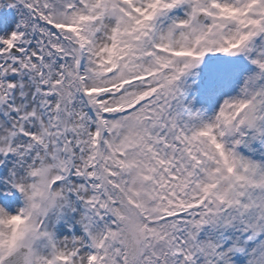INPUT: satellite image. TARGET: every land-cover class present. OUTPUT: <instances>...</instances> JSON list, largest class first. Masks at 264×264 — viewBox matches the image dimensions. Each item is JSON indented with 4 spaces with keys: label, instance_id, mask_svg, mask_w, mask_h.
Segmentation results:
<instances>
[{
    "label": "snow or ice",
    "instance_id": "1",
    "mask_svg": "<svg viewBox=\"0 0 264 264\" xmlns=\"http://www.w3.org/2000/svg\"><path fill=\"white\" fill-rule=\"evenodd\" d=\"M0 264H264V0H0Z\"/></svg>",
    "mask_w": 264,
    "mask_h": 264
}]
</instances>
